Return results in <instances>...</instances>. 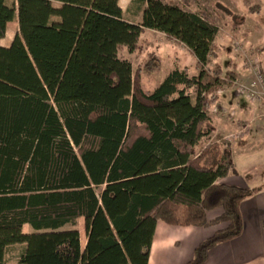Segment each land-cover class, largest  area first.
<instances>
[{"label":"trees","instance_id":"trees-1","mask_svg":"<svg viewBox=\"0 0 264 264\" xmlns=\"http://www.w3.org/2000/svg\"><path fill=\"white\" fill-rule=\"evenodd\" d=\"M134 1L140 24L119 0H0V40L19 25L0 46V264H16V246L17 264H149L158 222L203 227L216 209L227 227L187 264H206L214 247L242 235L241 204L264 185L218 182L238 173L231 142L197 148L214 132L217 91L238 78L208 67L220 28L199 2L190 13L172 0ZM213 8L233 29L243 25L224 3ZM148 29L188 47L200 74L176 68L145 91L120 52L139 50ZM26 225L33 232H20Z\"/></svg>","mask_w":264,"mask_h":264},{"label":"crops","instance_id":"crops-1","mask_svg":"<svg viewBox=\"0 0 264 264\" xmlns=\"http://www.w3.org/2000/svg\"><path fill=\"white\" fill-rule=\"evenodd\" d=\"M199 1L211 12L213 11L214 3L220 1L235 13L245 17V24L240 29V33L244 38L246 36L244 42L247 46L258 49L257 54L261 60V69L264 72V22L257 21L255 17H264V0H258L260 4L257 5L260 6V14L256 12L248 14L244 0ZM175 4L178 3L175 2ZM179 4L178 6L183 8ZM119 5L124 12V16L131 12V9H133V15H140L138 22L125 17L127 21L135 24L142 22V10L139 9L138 4L134 0H119ZM145 7L146 4L144 2ZM254 9L256 10V8ZM196 12L198 10L190 13ZM148 31L157 32L151 29L146 32ZM158 33L166 36L162 32ZM218 40H216V44L219 43ZM183 46L186 47L185 45ZM186 49L191 53L188 47ZM191 55L193 68L188 64L181 63L176 68H188L191 76H198L200 69L196 66L197 59L192 53ZM246 65V61L236 58L226 70L233 69L237 73L238 78L248 79L250 73ZM215 108L219 114H214ZM215 108L210 111L214 127L212 138L220 136L232 143V159L238 172L237 174H230L225 178H221L218 182L250 189L263 186L264 175L261 174H264V106L240 96L235 91L228 90L224 94L223 92L220 93ZM223 109L229 113L226 115L220 113ZM254 177L258 178L254 179ZM241 212L244 220L242 235L230 242L214 247L210 251L206 264H264V190L244 200L241 204ZM221 216L222 209L210 212L208 214V222L210 223L208 227H182L169 225L163 221L158 222L149 264H187L193 258L195 249L200 243L217 231L227 227V223L221 221ZM81 220H84L85 230V219L81 218L79 223ZM72 229L71 227L67 230ZM77 229L80 232L82 247L85 249L88 242L86 230L85 237H83L79 227Z\"/></svg>","mask_w":264,"mask_h":264},{"label":"rangeland","instance_id":"rangeland-1","mask_svg":"<svg viewBox=\"0 0 264 264\" xmlns=\"http://www.w3.org/2000/svg\"><path fill=\"white\" fill-rule=\"evenodd\" d=\"M173 1V0H172ZM179 5H182L183 9L185 11L189 12H195L198 10V2L201 3L199 0H190L187 4L183 3V0H174ZM173 1V2H174ZM174 2V3H175ZM245 6L247 7V13H251V8H255L258 6L257 4H260L258 0H244ZM176 4V5H178ZM204 6V5H203ZM255 6V7H254ZM205 7V6H204ZM206 8V7H205ZM135 10V9H134ZM133 9H131V12L126 14L127 19H131L133 21L138 22L140 20V15H133ZM211 12V11H210ZM214 21L220 28L219 37V43H217V51H216V57H212L211 62H209L208 67L214 68L215 64L221 65L225 70L228 68L229 64L233 62L236 58L242 59L243 61H246V66L249 69V66L253 64V62L260 61L259 65H261V60L258 57V49L253 48L252 46H247L244 42V36L240 33V29L245 24V17L241 16L244 20L243 25L239 29H233L231 21L223 14L216 10L211 12ZM257 14H260L257 13ZM239 15V14H238ZM257 18V21L264 22V17L255 16ZM147 31V30H146ZM144 32L142 34L140 44L141 48L137 50L134 53H130L128 49L124 48L120 52V58L123 60H126L131 63L134 72L140 71L141 74V82L142 86L145 91H151L154 90L159 86V84L163 81L165 78V75L173 71L176 67H179L178 65L181 64H188L190 67H194L192 63V55L191 53L186 49V47L181 45V43L169 40L166 36L161 35L157 32ZM19 32V25L17 22H12L9 24L7 36L5 39L0 40V46L8 47L13 42L15 36ZM240 46V49L237 47ZM221 53H217V52ZM220 56V57H219ZM220 59H219V58ZM151 58L153 60L151 61ZM148 63H154L153 66L157 67V70L154 72H150L148 69H146V66ZM189 70V69H188ZM242 79V78H241ZM248 80V79H243ZM220 90H224L221 91ZM234 91L231 87L228 86H222L217 92L218 95L223 92L226 93L227 91ZM192 99L195 102L196 101V94L195 92H192ZM259 104L263 103L256 101ZM215 106L212 108L214 109ZM211 109V110H212ZM214 114H219L218 110L214 109ZM223 115L228 114L229 112H224V109L222 112ZM232 116V114H230ZM213 135L210 137L205 138L202 143H199L197 146L199 151H202L206 146L209 144H212L214 142L220 141L223 138L220 136H216L215 138H212ZM216 140V141H215ZM224 140V139H223ZM228 141V140H226ZM230 142V141H229ZM264 175V174H261ZM258 177H254V179H257ZM259 188V187H258ZM250 189V188H249ZM257 189V188H256ZM209 221V220H208ZM209 222L203 227H208ZM71 225L66 226L65 228H71ZM79 229L82 231L83 237H85V230H84V220H81L78 224ZM77 227V228H78ZM73 228V227H72ZM17 231H8L6 234H16ZM20 232L22 233H31L33 230L30 226H25ZM4 234V233H3ZM5 234V235H6ZM23 251V247L16 246L12 248L8 253V259L11 260L13 263L18 262V258L20 254Z\"/></svg>","mask_w":264,"mask_h":264},{"label":"built area","instance_id":"built-area-1","mask_svg":"<svg viewBox=\"0 0 264 264\" xmlns=\"http://www.w3.org/2000/svg\"><path fill=\"white\" fill-rule=\"evenodd\" d=\"M237 47L240 49V46L237 45ZM259 63L260 61L253 62L248 69L250 73L248 80L237 78L232 84V89L240 96L264 104V72ZM225 111L227 110L224 109Z\"/></svg>","mask_w":264,"mask_h":264}]
</instances>
